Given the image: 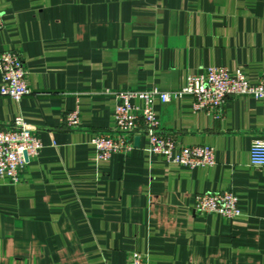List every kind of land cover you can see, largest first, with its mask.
Segmentation results:
<instances>
[{
    "label": "crops",
    "instance_id": "1",
    "mask_svg": "<svg viewBox=\"0 0 264 264\" xmlns=\"http://www.w3.org/2000/svg\"><path fill=\"white\" fill-rule=\"evenodd\" d=\"M0 11V53H21L32 89L19 102L0 95V128L21 116L43 143L18 184L0 178V264H125L133 253L149 264H264V167L250 162L264 99L229 98L220 119L189 97L155 103L162 131L211 146L213 166L169 163L144 134L107 161L92 144L115 125L119 100L106 91H174L209 66L257 84L264 0H0ZM75 109L78 130L65 123ZM227 191L240 216L196 212L197 195Z\"/></svg>",
    "mask_w": 264,
    "mask_h": 264
},
{
    "label": "built area",
    "instance_id": "2",
    "mask_svg": "<svg viewBox=\"0 0 264 264\" xmlns=\"http://www.w3.org/2000/svg\"><path fill=\"white\" fill-rule=\"evenodd\" d=\"M3 24L0 11V30ZM0 72L1 96L19 102L32 93L25 60L20 52L9 50L0 53ZM105 93L115 95L119 102L114 107V127L99 131L92 139L98 161H107L117 153L129 154L134 149V138L144 134L149 139L151 153L162 155L169 163L194 169L215 165L214 149L207 145H181L174 136L164 133L154 110L155 103L189 97L193 100L194 111L220 119L229 98L250 96L263 100L264 75L257 84H252L240 69L231 72L225 67L209 66L198 75H189L185 85L174 91L155 88ZM135 100H141L143 106H137ZM65 123L69 129H80V111L69 112ZM42 148L43 143L35 128L21 116L16 117L10 126L0 128V178L18 184L22 171L40 155ZM250 162L253 166L264 167V139L261 137H256L251 144ZM195 210L201 214L217 213L227 220L241 214L239 199L231 191L197 195ZM125 264H149V260L146 255L133 253Z\"/></svg>",
    "mask_w": 264,
    "mask_h": 264
},
{
    "label": "water",
    "instance_id": "3",
    "mask_svg": "<svg viewBox=\"0 0 264 264\" xmlns=\"http://www.w3.org/2000/svg\"><path fill=\"white\" fill-rule=\"evenodd\" d=\"M138 141H139V140H138V139H136V143H138Z\"/></svg>",
    "mask_w": 264,
    "mask_h": 264
}]
</instances>
